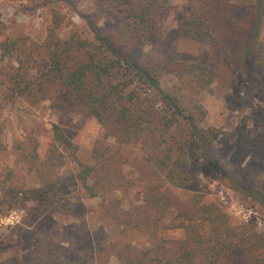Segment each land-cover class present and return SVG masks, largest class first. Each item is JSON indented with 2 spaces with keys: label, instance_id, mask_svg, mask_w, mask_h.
<instances>
[{
  "label": "rangeland",
  "instance_id": "374dc122",
  "mask_svg": "<svg viewBox=\"0 0 264 264\" xmlns=\"http://www.w3.org/2000/svg\"><path fill=\"white\" fill-rule=\"evenodd\" d=\"M201 1L170 0L172 9L160 33L131 54L157 70L161 86L179 98L202 128L219 133L210 153L220 169L208 165L209 171L203 172L198 150L186 145L193 155V173L186 185L177 187L156 174L151 147L144 141L119 142L111 121L105 126L85 109L69 106L53 81L45 79L40 91L38 67L48 58L51 38L92 40L90 20L95 28L108 30L118 18L99 12L96 0H0V202L7 195L13 205H0V264H46L42 247L72 264H121L117 252L128 246L134 253L159 249L169 257L182 253L186 242L195 250L193 263L186 264H205L196 232L217 237L219 224L225 223L235 231L264 234L262 57L248 66L214 63L208 43L183 36L185 14ZM6 41L13 45L7 53L2 49ZM258 44L264 46V17ZM192 61L214 72L208 86L178 69ZM25 69L35 78L37 95L15 97L10 75ZM136 85L145 95L153 94L138 81ZM153 102L156 109L162 108L161 100ZM54 123L65 128L77 149L55 141ZM185 127L174 134L186 133ZM45 163L53 168L52 175L63 178L66 188L57 196L62 203L42 214L41 203L30 192L42 186L49 170ZM84 164L96 167L88 183L97 195L78 179ZM236 179L243 187L234 184ZM150 197L160 199L152 206ZM195 202L209 204L216 212L213 217L221 214L219 220L212 224L207 214L197 213ZM229 260L245 264L246 253L237 248Z\"/></svg>",
  "mask_w": 264,
  "mask_h": 264
},
{
  "label": "trees",
  "instance_id": "16d2710c",
  "mask_svg": "<svg viewBox=\"0 0 264 264\" xmlns=\"http://www.w3.org/2000/svg\"><path fill=\"white\" fill-rule=\"evenodd\" d=\"M96 5L99 12L117 17L119 23L105 30L95 28L90 20L94 32L92 40L71 37L62 42L51 38L48 58L40 61L38 67L40 91L45 88V79L53 81L65 93L69 106L85 109L104 125L111 121L119 142L144 141L151 147L150 158L156 174L173 186L186 185L193 173V155L186 145H193L198 150L199 167L203 172L209 171L208 165L211 170L220 169L210 153L219 133L202 128L194 116L186 113L179 98L161 86L157 70L152 65L131 57L139 45L160 33L162 22L172 9L170 0H96ZM263 17L264 0L250 3L202 0L185 14L182 35L208 43L214 63L248 66L260 56L262 59L258 63L264 70V46L258 44ZM12 47L9 41L2 44L5 53ZM178 69L198 77L202 86H208L214 77L210 67L200 61L184 62ZM34 80L29 69L15 71L10 75L13 95L36 96ZM136 81L141 87L147 86L153 94L142 93ZM154 99L162 101L161 109L155 108ZM183 124L186 133L174 134ZM53 133L59 144L74 150L78 148L60 124H53ZM52 154L57 157L55 152ZM32 156L37 157L36 153ZM49 159H52L51 155ZM44 165L49 170L43 175L42 186L30 192L31 197L41 203L42 214L62 203L57 196L66 188L63 178L52 175L50 164ZM95 168L84 164L78 172V179L92 195L97 192L88 179ZM235 181L234 184L243 187L241 180ZM10 192L18 195L15 190ZM5 196L0 205L7 203L10 209L13 205ZM159 199L150 197L149 205L154 206ZM260 200L264 204V198ZM194 205L196 212L207 214L212 224L219 220L221 214L213 217L214 211L209 204L195 202ZM63 206L67 207V203ZM219 225L221 232L217 237L204 238L199 232L195 234L196 239L201 238L197 243H200L205 264H231L229 259L237 248L246 253L245 264H264V234L245 229L235 231L225 223ZM188 243L182 253L169 257L160 254L159 249L135 250L134 253L129 246L117 254L121 264H186L187 260L193 263L195 250L193 244ZM41 251L46 264H72L69 260L52 256L47 247H42Z\"/></svg>",
  "mask_w": 264,
  "mask_h": 264
}]
</instances>
